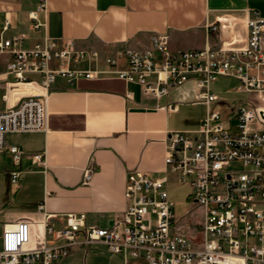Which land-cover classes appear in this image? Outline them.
I'll list each match as a JSON object with an SVG mask.
<instances>
[{"label":"built area","instance_id":"obj_1","mask_svg":"<svg viewBox=\"0 0 264 264\" xmlns=\"http://www.w3.org/2000/svg\"><path fill=\"white\" fill-rule=\"evenodd\" d=\"M42 11H46V0H41L29 16L37 21ZM247 28L248 39L242 49L207 46L172 52L158 38L151 49L113 53L103 59L97 51L76 50L69 42L49 38L29 49L22 48L25 35L1 40L0 54L10 56L6 76L13 80L0 77L7 103L0 112V155L9 152L16 164L24 152L9 146L7 137L46 130L49 93L57 77L72 83L113 76L140 86L147 99H161L193 82L194 104L208 109L219 100L212 85L219 77H231L238 79L240 89L254 95L259 104L234 105L227 121L221 119L219 111L208 110L198 130L169 132L164 176L129 172L127 208L114 217L110 227L88 224L84 213L54 217L44 213L40 221L24 219L4 225L0 264H56L77 251L87 254L92 246H105L125 262L264 264V17L254 13ZM209 31H219L218 25H211ZM100 60L104 71L81 67ZM25 85L33 91L19 92ZM162 108L174 111L176 106ZM232 121L236 122L235 132L226 128ZM33 158L38 167L45 166L43 154ZM235 163L244 170H230ZM94 172L93 166L85 170V183ZM10 175L17 183L20 173ZM171 184L190 188L186 200L201 212L200 222L193 226L195 232L201 230V237L187 236L191 211L177 215L168 191ZM44 209V205L39 206L41 213ZM52 218L59 220V227L50 222Z\"/></svg>","mask_w":264,"mask_h":264},{"label":"crops","instance_id":"obj_2","mask_svg":"<svg viewBox=\"0 0 264 264\" xmlns=\"http://www.w3.org/2000/svg\"><path fill=\"white\" fill-rule=\"evenodd\" d=\"M40 3L0 0V41L25 35L22 48L29 49L49 38L69 42L76 50L97 51L101 59L151 49L158 38L172 52L207 46L242 49L248 19L254 13L264 17V0H46V11L32 20L29 15ZM36 24L41 26L35 29ZM211 25H218L219 31H209ZM9 60L8 54H0V77L13 80L6 76ZM81 67L106 70L101 60ZM29 91L33 90L28 85L19 88L21 93ZM4 95L0 88V112L7 108ZM195 95L193 82L161 99H147L140 86L113 76L72 83L57 77L49 93L46 130L7 137L9 146L24 152L20 163L9 152L0 155V171L11 182L14 200L21 201L20 207L4 214L2 226L24 219L40 221L44 213H84L88 224L110 227L127 208L129 172L164 176L168 133L193 132L179 126L184 109L206 106L194 104ZM171 104L174 111L162 108ZM39 154L45 156V166L36 165L33 157ZM90 166L95 172L85 183L84 172ZM14 171L20 173L18 183L11 181ZM40 205L45 212L39 211ZM50 222L59 227L58 219ZM95 252L77 251L56 264H89L99 256ZM123 262L146 264L142 259Z\"/></svg>","mask_w":264,"mask_h":264},{"label":"rangeland","instance_id":"obj_3","mask_svg":"<svg viewBox=\"0 0 264 264\" xmlns=\"http://www.w3.org/2000/svg\"><path fill=\"white\" fill-rule=\"evenodd\" d=\"M240 81L231 77H219L218 80L212 85V91L216 93L219 97V100L214 102L212 107L208 109L206 106H195L188 107L184 109L183 116L181 119V125L179 126L182 130L193 129V131L198 130L197 121L200 118H206L208 110L211 112L219 111L221 114V119L223 121L229 120L232 116V107L236 104H255L258 105V101L255 96L242 91L240 89ZM200 123V122H199ZM235 121H232L226 125V128L236 131ZM196 128V129H194ZM183 132V131H182ZM4 167V161L0 158V170ZM230 170L233 171H243L244 167L241 164H233ZM156 176L155 178H157ZM163 177V176H160ZM18 183V181H17ZM11 182L7 180V176L2 174L0 171V250H1V240H2V220L3 216L7 212L20 207L21 201L14 200L11 190ZM168 191L172 201L175 203V209L178 216L185 215L186 210L191 212V222L189 227L185 230L187 236L190 239H194L196 234L198 237L202 236V232L199 228L196 229V232L193 229V226L196 222H200L201 212L198 207H193L192 201H187V196L190 193V188L185 185L171 184L168 186ZM92 251H98L99 256L97 260H93L89 264H123V257L121 255H111L105 246H92L90 248ZM132 261V260H131ZM130 261V262H131Z\"/></svg>","mask_w":264,"mask_h":264}]
</instances>
